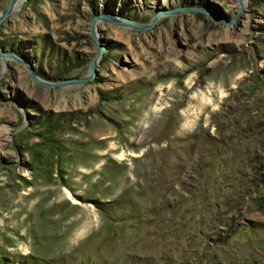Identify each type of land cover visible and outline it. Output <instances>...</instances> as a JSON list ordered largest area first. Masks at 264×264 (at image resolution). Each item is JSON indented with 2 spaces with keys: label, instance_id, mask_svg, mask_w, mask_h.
Masks as SVG:
<instances>
[{
  "label": "rangeland",
  "instance_id": "374dc122",
  "mask_svg": "<svg viewBox=\"0 0 264 264\" xmlns=\"http://www.w3.org/2000/svg\"><path fill=\"white\" fill-rule=\"evenodd\" d=\"M246 1L226 23L237 0H24L0 23L55 81L88 71L95 14L182 9L97 22L88 82L0 58L1 264H264V0Z\"/></svg>",
  "mask_w": 264,
  "mask_h": 264
},
{
  "label": "water",
  "instance_id": "95a60500",
  "mask_svg": "<svg viewBox=\"0 0 264 264\" xmlns=\"http://www.w3.org/2000/svg\"><path fill=\"white\" fill-rule=\"evenodd\" d=\"M17 1L18 0H7L6 4L0 10V23L14 11ZM237 2H238L237 13L235 14L233 18H231L226 23H231V22L233 23L242 14L244 10V6L246 5L245 0H237ZM181 10H182L181 8H172V9L164 10V11L159 10L156 14H154L151 21L148 24L137 23L129 19L120 18L117 16L113 17V15H110L107 13L95 14L90 19L89 29H90L91 39L97 46V50L94 56L89 61L88 71L84 75L79 76V77H71V78L58 79L55 81H47V80L42 79L40 76H38L34 72V66L32 63L28 62L26 59H23L20 56H17L16 54L12 52L5 51L2 48H0V58L3 59L4 61L6 59H9L11 61H16V62L24 64L32 80H34L37 84L44 86L46 88H50V89L51 88H63V87H68L73 84L88 82L94 79L96 75V66L101 58V53L104 50V47L100 44V40L98 38L97 27H96L97 22H99L100 20L112 21V22H115L117 24L124 25V26H132L138 29H148L155 25V23L158 21L162 13H174V12L181 11ZM192 10L206 13V11L201 8H192Z\"/></svg>",
  "mask_w": 264,
  "mask_h": 264
},
{
  "label": "bare ground",
  "instance_id": "6f19581e",
  "mask_svg": "<svg viewBox=\"0 0 264 264\" xmlns=\"http://www.w3.org/2000/svg\"><path fill=\"white\" fill-rule=\"evenodd\" d=\"M23 2H24V0H18L17 1V3H16V5H15V8H14V11H17L18 9H20V7L22 6V4H23ZM247 1L245 0V3H246ZM13 11V12H14ZM76 99V103H74V107L76 106H79L81 103H80V100L78 99V98H75ZM125 155L123 154V153H121V155H120V157H124Z\"/></svg>",
  "mask_w": 264,
  "mask_h": 264
},
{
  "label": "trees",
  "instance_id": "16d2710c",
  "mask_svg": "<svg viewBox=\"0 0 264 264\" xmlns=\"http://www.w3.org/2000/svg\"><path fill=\"white\" fill-rule=\"evenodd\" d=\"M75 58H77V57H75ZM75 61H77V59L75 60ZM75 65V64H74ZM40 76H42V74L41 73H38ZM1 264V263H0Z\"/></svg>",
  "mask_w": 264,
  "mask_h": 264
}]
</instances>
